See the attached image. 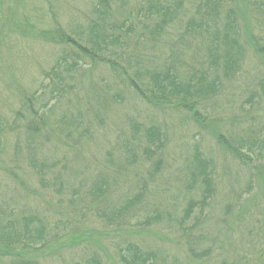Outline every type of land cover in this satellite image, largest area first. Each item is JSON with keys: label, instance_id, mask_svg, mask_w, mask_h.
I'll return each mask as SVG.
<instances>
[{"label": "rangeland", "instance_id": "rangeland-1", "mask_svg": "<svg viewBox=\"0 0 264 264\" xmlns=\"http://www.w3.org/2000/svg\"><path fill=\"white\" fill-rule=\"evenodd\" d=\"M17 2L18 10L28 15L33 34L23 37L5 32L0 36V214L7 218L11 210L24 214V209L33 208L46 219L52 235L58 237L50 238L51 249L38 252L40 264H83L82 254L86 252L85 245L91 242V230L99 234L101 246L112 258L125 235L131 234L145 246L159 248L168 264L173 260L179 264H264V192L257 178L247 188L248 170L255 164L256 156L244 166L215 138L220 135L234 145L235 139L241 141L249 136V126L255 131L264 128V92L258 87V82L264 83V51L253 50L257 46L264 50V0L246 1L249 7L242 18L246 31L242 32L247 48L245 63L201 107L202 122L196 123L180 108L158 110L142 103L132 92L111 84L106 70L100 68L93 75L84 76L75 85L74 93L64 99L54 103L47 90L37 107L34 104L36 110L42 109L45 101L55 104L49 121L46 119L48 130L61 117L66 120L78 114L83 117L81 112L87 102L94 105L95 94L106 93L107 98L115 95L116 103L110 99L106 108L100 110L99 118H93L91 137L86 143L77 145L63 136L59 141L47 135L42 139L43 149L38 140L29 139L25 133L26 121L15 119L20 99L30 97L40 88L42 72L55 61L56 51L38 33L49 32L55 25L70 33L84 25L91 0H6L2 6ZM156 53L152 56H158ZM125 58L131 60L132 56L128 53ZM136 60L142 58L136 56ZM251 94L258 98L249 103ZM136 120L147 126L153 123L166 135L162 169L153 177L138 166L123 163L120 153L115 151L126 145L136 148L129 129ZM196 147L211 163L215 194L201 211L194 209L191 218L181 226L177 210L188 198L193 201L199 198L183 184L186 160ZM36 152L40 153L35 162L37 167L45 166L42 183L39 170L31 168ZM109 153L111 161L107 159ZM262 156L264 162V153ZM101 173L109 178L106 191L109 201L91 205L87 186ZM115 174L118 177L113 180ZM141 187L143 201L136 208L137 221L126 220L129 225L118 226L95 215L96 211H107L112 206L109 203L122 201ZM145 212L156 215L158 212L159 222L143 226ZM69 234L76 238L69 240ZM5 262L2 260L0 264Z\"/></svg>", "mask_w": 264, "mask_h": 264}, {"label": "trees", "instance_id": "trees-1", "mask_svg": "<svg viewBox=\"0 0 264 264\" xmlns=\"http://www.w3.org/2000/svg\"><path fill=\"white\" fill-rule=\"evenodd\" d=\"M5 1L0 0V36L5 32L23 37L33 34L28 15L18 10V2L3 7ZM246 1L250 0H91L84 25L73 28L70 33L57 25L49 32L38 33L39 38H44L56 51L55 61L50 69L42 72L40 88L30 97L20 99L15 119L21 123L26 121L25 133L29 139L38 140L41 149L45 147L42 139L47 135L59 141L63 136L77 145L86 143L91 137L93 118H99L100 110L106 108L110 99L116 103L114 94L108 98L106 93L95 94L94 105L87 102L81 112L84 118L80 114L67 120L61 117L54 121V128L48 130H45L46 119L49 121L55 104L45 101L42 109L37 110L35 106L47 90L49 99L58 102L74 93L75 85L81 83L84 76L103 68L111 84L132 92L142 103L158 110L180 108L196 123L202 122L201 107L216 96L224 82L234 78L245 63L247 48L242 32L246 31L242 18L249 7ZM246 36L250 37L249 33ZM253 50L264 51L258 46ZM153 51L158 56H152ZM128 53L131 60L125 58ZM136 56L142 60H136ZM259 86L264 92V83L258 82ZM256 98L257 95L251 94L249 103ZM12 125L15 127L16 122ZM129 129L136 148L126 145L115 151L120 153L123 163L138 166L153 177L162 169L167 143L165 132L153 123L147 126L137 120ZM248 134L241 141L235 139L234 145L220 135L215 138L218 145L244 166L256 156L255 164L248 170L247 188L249 190L257 178L264 192V128L255 131L249 126ZM34 150L32 148V152ZM35 154L31 168L39 170L38 178L42 183L45 166L37 167L40 153ZM107 159L111 161L110 153ZM185 172L183 184L199 198L197 201L188 198L177 210L181 226L191 218L194 209L201 211L215 194L211 163L197 147L186 160ZM115 177L118 174L112 179ZM108 181V176L101 173L88 184L86 192L91 197V205H104L109 201L106 197ZM142 188L122 201L109 203L112 206L105 212L97 209L101 212L96 211L95 215L118 226L129 225L126 220L137 221L136 208L143 201ZM24 212L11 210L7 218L0 214V261L7 264H40L38 252L51 249L50 238L58 237L52 235L46 219L33 208ZM159 219L158 212L157 215L145 212L142 225H155ZM67 237L71 241L76 238L71 234ZM98 237L99 234L91 230V242L85 245L86 252L82 254L83 264H168L159 248L145 246L131 234L125 235L122 245L116 247L114 258L107 254ZM169 264L179 263L173 260Z\"/></svg>", "mask_w": 264, "mask_h": 264}]
</instances>
